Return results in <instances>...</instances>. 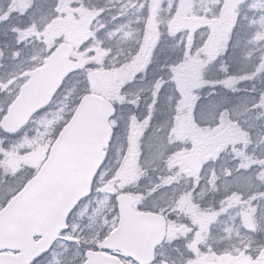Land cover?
<instances>
[{"label":"snow or ice","instance_id":"1","mask_svg":"<svg viewBox=\"0 0 264 264\" xmlns=\"http://www.w3.org/2000/svg\"><path fill=\"white\" fill-rule=\"evenodd\" d=\"M0 264H264V0H0Z\"/></svg>","mask_w":264,"mask_h":264}]
</instances>
